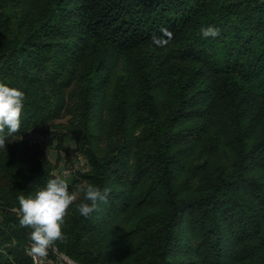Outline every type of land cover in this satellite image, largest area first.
I'll return each mask as SVG.
<instances>
[{
    "label": "trees",
    "instance_id": "16d2710c",
    "mask_svg": "<svg viewBox=\"0 0 264 264\" xmlns=\"http://www.w3.org/2000/svg\"><path fill=\"white\" fill-rule=\"evenodd\" d=\"M0 83L25 93L0 149V264H33L14 209L57 175L30 134L65 163L73 135L69 190H109L90 218L70 206L75 262L264 264V0H0Z\"/></svg>",
    "mask_w": 264,
    "mask_h": 264
},
{
    "label": "clouds",
    "instance_id": "9594fccd",
    "mask_svg": "<svg viewBox=\"0 0 264 264\" xmlns=\"http://www.w3.org/2000/svg\"><path fill=\"white\" fill-rule=\"evenodd\" d=\"M160 31L162 36L154 35L152 43L164 48L173 39V33L167 28H161ZM200 31L205 38L219 35V29L213 26L202 27ZM24 101L23 91L0 83V149L5 150L6 141L11 142L8 138L20 132ZM108 192V189L102 192L98 186L89 182L70 191L68 181L62 175H55L34 194L20 195L19 208L14 211L19 225L30 230L28 238L31 244L25 252L32 257L33 264H43L50 252L55 254L58 251V243L67 242L68 237L62 229L70 206L78 196L82 195V199L76 203V211L80 216L90 218L99 202L107 203Z\"/></svg>",
    "mask_w": 264,
    "mask_h": 264
},
{
    "label": "rangeland",
    "instance_id": "374dc122",
    "mask_svg": "<svg viewBox=\"0 0 264 264\" xmlns=\"http://www.w3.org/2000/svg\"><path fill=\"white\" fill-rule=\"evenodd\" d=\"M63 121H66V119L63 120ZM71 138L74 139L73 141H75L74 136L70 135L68 140L66 139V142H67L66 145L69 148V151L72 153V156H69L70 162L65 163L66 153L63 150L59 151L57 149L58 140H57L56 136H47V137H45V136H41V135H37V134H30L28 136V139L32 143L39 142L46 148V151H47L49 159L55 164L58 163V168L55 171V173L57 175H62L68 181V183H70L74 179V175H75L74 172L75 171L73 170V167H74V169H77V170L83 169V168L86 167L85 158L83 156H80L81 154H79L76 151V146H75L74 142L71 141ZM72 163H73V167H72V169H70L69 166ZM69 171H71V174H69ZM67 173H68V176H64ZM29 246H30V243L28 244L27 248ZM57 252L63 253L59 249H58ZM51 254L54 255V253L50 252L49 256H52Z\"/></svg>",
    "mask_w": 264,
    "mask_h": 264
},
{
    "label": "built area",
    "instance_id": "2783aa9c",
    "mask_svg": "<svg viewBox=\"0 0 264 264\" xmlns=\"http://www.w3.org/2000/svg\"><path fill=\"white\" fill-rule=\"evenodd\" d=\"M81 159V158H80ZM71 173V171H69V174ZM64 175V174H63ZM64 176H68V173ZM31 244V243H30ZM52 255V254H51ZM49 256V255H48ZM50 257V258H49ZM47 257L43 264H80L75 262L72 258H70L68 255L64 254V253H55L52 256ZM58 257H64L65 259H59ZM32 258V257H31Z\"/></svg>",
    "mask_w": 264,
    "mask_h": 264
}]
</instances>
